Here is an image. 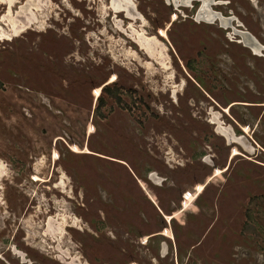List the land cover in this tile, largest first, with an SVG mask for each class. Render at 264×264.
I'll return each instance as SVG.
<instances>
[{"label":"rangeland","instance_id":"obj_1","mask_svg":"<svg viewBox=\"0 0 264 264\" xmlns=\"http://www.w3.org/2000/svg\"><path fill=\"white\" fill-rule=\"evenodd\" d=\"M220 1L264 48V0ZM112 2L0 0V264H264V57L200 1Z\"/></svg>","mask_w":264,"mask_h":264},{"label":"bare ground","instance_id":"obj_2","mask_svg":"<svg viewBox=\"0 0 264 264\" xmlns=\"http://www.w3.org/2000/svg\"><path fill=\"white\" fill-rule=\"evenodd\" d=\"M132 1L133 0H113V2H112V4H111V9H112V11H114L115 13H119V12H122V11H125L126 12V14H127V16H129V17H133L134 18V16L136 15V7L133 5V3H132ZM169 3L172 1V0H167ZM174 1V4L175 5H173V6H175L176 8H180L181 6H179L180 4L181 5H184V7H186V6H188L189 7V5H191L192 4V1L193 0H173ZM202 1V7H201V9H200V11H199V13H198V19H200V20H205V21H207V22H211V23H213V22H215L216 21V19H218L219 18V20L222 22V24L224 25V27H228V25H229V20H227V19H224L223 18V16L221 15V14H219V13H216V12H214L212 9H211V5H215V4H219V3H222L221 1L218 3V2H216V0H201ZM173 4V3H172ZM36 4H34V6H35ZM38 5V4H37ZM38 6H36V8H37ZM191 7V6H190ZM110 8H108V9H110ZM109 11V10H108ZM29 12H30V9H29ZM31 13V12H30ZM124 13V12H123ZM120 14V13H119ZM36 16V15H35ZM34 16V14L33 13H31V14H29V16H26L25 18H27V21H26V23H24V22H21V21H19V20H15L14 21V23H13V33L15 34V35H17V34H19V33H21L22 31H24L25 29H27L31 24H33L34 25V22L36 21V17ZM139 17V16H138ZM140 18V17H139ZM132 19V18H131ZM197 19V20H198ZM134 20V19H133ZM136 20V19H135ZM147 23V22H146ZM233 23V22H232ZM35 25H36V23H35ZM12 28V27H11ZM235 28V27H234ZM4 31V30H3ZM3 31L2 30H0V38L1 39H6L5 37H7L4 33H3ZM8 32V31H7ZM12 33V34H13ZM137 33V32H136ZM234 33L235 34H240V35H242L243 37H244V41H246V43H248L247 42V38H248V36L250 37V39H252V41L251 42H249V44L252 46V48L254 49V51L256 52V53H261V48H259V46L258 47H256L255 46V40H254V38L250 35V33H248V32H245V31H237V30H235L234 29ZM162 34H164V33H162ZM5 36V37H4ZM18 36V35H17ZM237 36V35H236ZM139 37H141V36H139ZM139 37H137L136 38V40L139 38ZM155 38V37H154ZM0 39V40H1ZM10 39V38H9ZM140 39V38H139ZM246 39V40H245ZM157 40V39H156ZM240 41V40H239ZM144 42L147 44V51H149V53L151 54V55H153V53H155L156 51H153V50H155V47L157 46V44L156 43H154V46H155V44H156V46L154 47L153 45H150L149 44V42H148V39H145L144 38ZM153 42V41H152ZM157 42V41H156ZM253 43H255V44H253ZM141 44V43H140ZM143 44V43H142ZM153 44V43H152ZM145 45H143V47H144ZM153 46V47H152ZM140 47H142V46H140ZM146 48H144V49H146ZM157 48V47H156ZM251 48V47H250ZM122 50H123V48H122ZM144 51V50H143ZM119 52V51H118ZM159 54V53H158ZM134 55V54H133ZM155 55V54H154ZM258 55V54H257ZM115 56H116V54H115ZM136 56V55H135ZM118 57V56H117ZM153 58H156V56L155 57H153ZM169 59V58H168ZM167 59V60H168ZM125 60V59H124ZM158 60V59H157ZM166 60V59H165ZM162 65L164 66V68H167V67H170V66H168L169 65V63L168 62H166V61H164L163 63H162ZM161 66V65H160ZM150 70H151V68H150ZM169 71V70H168ZM170 71H172V70H170ZM174 71V70H173ZM161 72V71H160ZM169 73V72H168ZM171 73V72H170ZM149 74V73H148ZM151 74V73H150ZM173 74V73H172ZM166 79V78H165ZM170 79V78H169ZM167 82V81H166ZM173 82V81H172ZM171 82V83H172ZM155 86V85H154ZM172 88V87H171ZM177 88H179V87H177ZM176 88V89H177ZM174 93H175V90L173 91ZM99 93H100V91L99 90H97L96 91V96H98L99 95ZM216 122L217 120H216V116L214 115V119H213V122ZM219 121V120H218ZM217 121V123L219 124L220 122H218ZM215 124V123H214ZM216 126V125H215ZM217 129H218V126H217ZM232 129V128H231ZM219 131L222 133V134H224L226 137L225 138H228V140H229V142L232 140V136H233V133L231 132V130H230V128L229 129H222V128H220L219 127ZM218 132V131H217ZM219 134V133H218ZM234 137H235V135H234ZM237 138V137H236ZM239 139H242V138H240V137H238ZM233 139H235V138H233ZM239 139H236V140H239ZM232 145V144H231ZM245 146V145H244ZM245 148V147H244ZM169 157V156H168ZM207 161V160H206ZM208 162V161H207ZM42 164H44V163H42ZM3 170H5L4 169V166H2L1 165V162H0V177L3 175ZM6 174V173H5ZM154 175V176H153ZM216 175H220V170H217V172H216ZM5 176V175H4ZM151 176H153V177H156L157 175L156 174H152ZM159 177V176H158ZM63 178H64V176H63ZM34 181H40V178H38V177H36L35 176V178H34ZM64 181V180H63ZM161 181V180H160ZM158 182V181H157ZM162 182V181H161ZM59 183H61V182H59ZM64 184V183H63ZM58 185H60V184H58ZM65 185V184H64ZM199 189H200V191H202L204 188H203V186H199ZM187 203V202H186ZM185 203V204H186ZM191 203V202H190ZM186 205H188V203L186 204ZM187 207V206H186ZM61 220V219H60ZM56 222V221H55ZM57 223V222H56ZM64 223V222H63ZM62 223V224H63ZM49 231H53L54 230V232H53V234L54 233H56V232H59L60 234L62 233V231H63V228H62V226H61V224H55L54 222H50L49 223ZM63 241H65V240H63ZM62 242V241H61ZM165 249V248H164ZM72 260V259H71ZM75 260V259H74Z\"/></svg>","mask_w":264,"mask_h":264},{"label":"flooded vegetation","instance_id":"obj_3","mask_svg":"<svg viewBox=\"0 0 264 264\" xmlns=\"http://www.w3.org/2000/svg\"><path fill=\"white\" fill-rule=\"evenodd\" d=\"M167 1V0H166ZM200 1V2H199ZM194 2H196V3H200L201 4V6H200V8H199V10L196 12V15L194 16V21L195 22H200V23H209V24H211V22H207V21H205V20H200V19H198V13H199V11H200V9H201V7H202V1L201 0H193L192 1V4L191 5H189V7L190 6H192L193 7V3ZM169 3V2H168ZM173 3V4H172ZM219 3V2H218ZM171 6H173V5H175L174 4V1L172 0L170 3H169ZM220 4H222V3H220ZM179 6H181V7H184V5H179ZM214 5H211V9H212V7H213ZM187 8H188V6H186ZM213 10V9H212ZM214 11V10H213ZM122 12H125V11H122ZM215 12V11H214ZM216 13H218V12H216ZM174 15H176L177 16V19L176 20H178V15L177 14H174ZM224 19H227V20H229V25H228V27L226 28V27H224V25L222 24V22L219 20V18L218 19H216V21L215 22H219V24L222 26V27H224V28H226V29H233V31H234V29L235 30H237V31H243V30H238V29H236V27L234 28L233 27V25H235V21L233 20V19H231V18H228V17H223ZM173 19V18H172ZM198 19V20H197ZM175 20V21H176ZM175 21H173L172 20V22H171V24H170V26L168 25L167 26V28L165 29V31L167 32V30H168V28H170L171 26H172V24L175 22ZM233 22V23H232ZM214 23V22H213ZM236 26V25H235ZM237 26H239V23H237ZM162 30H164V29H162ZM161 33V32H160ZM249 33V32H248ZM235 34V33H234ZM235 35H237V37H238V39L237 40H235L234 42L236 43V44H239V45H243V46H245V47H247L252 53H253V55L254 56H257V57H264L263 55H264V48H263V46L262 45H260V43L257 41V39L250 33V35L254 38V40H255V43H253V44H255V46L256 47H258L259 46V48H261V53L259 54V53H256L255 51H254V49L252 48V46L249 44V42H251L252 41V39H250V37L248 36V40H247V42L248 43H246V41H244V37L242 36V35H240V34H235ZM160 36H161V34H160ZM168 36V35H167ZM162 37V36H161ZM163 38H167V37H163ZM240 40V41H239ZM246 40V39H245ZM253 42V41H252ZM251 47V48H250ZM258 54V55H257ZM245 106H255V105H245ZM243 130H244V128H243ZM244 132L245 133H247L245 130H244ZM150 181H152L151 179H149ZM74 263H75V261H73Z\"/></svg>","mask_w":264,"mask_h":264},{"label":"water","instance_id":"obj_4","mask_svg":"<svg viewBox=\"0 0 264 264\" xmlns=\"http://www.w3.org/2000/svg\"><path fill=\"white\" fill-rule=\"evenodd\" d=\"M151 175H150V178H151L152 181H155V182L156 181H160V179L157 176L156 177H153L154 175L153 176H151Z\"/></svg>","mask_w":264,"mask_h":264},{"label":"snow or ice","instance_id":"obj_5","mask_svg":"<svg viewBox=\"0 0 264 264\" xmlns=\"http://www.w3.org/2000/svg\"><path fill=\"white\" fill-rule=\"evenodd\" d=\"M216 2H220V0H216ZM173 19H175V17H173ZM112 79L114 80L115 77H112ZM75 150V149H74Z\"/></svg>","mask_w":264,"mask_h":264},{"label":"trees","instance_id":"obj_6","mask_svg":"<svg viewBox=\"0 0 264 264\" xmlns=\"http://www.w3.org/2000/svg\"><path fill=\"white\" fill-rule=\"evenodd\" d=\"M104 89V88H103Z\"/></svg>","mask_w":264,"mask_h":264}]
</instances>
